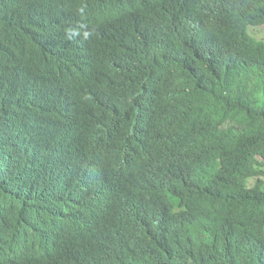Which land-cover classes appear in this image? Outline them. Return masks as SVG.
Wrapping results in <instances>:
<instances>
[{
	"label": "trees",
	"instance_id": "16d2710c",
	"mask_svg": "<svg viewBox=\"0 0 264 264\" xmlns=\"http://www.w3.org/2000/svg\"><path fill=\"white\" fill-rule=\"evenodd\" d=\"M262 25L264 0H0V264H264Z\"/></svg>",
	"mask_w": 264,
	"mask_h": 264
},
{
	"label": "rangeland",
	"instance_id": "374dc122",
	"mask_svg": "<svg viewBox=\"0 0 264 264\" xmlns=\"http://www.w3.org/2000/svg\"><path fill=\"white\" fill-rule=\"evenodd\" d=\"M249 33L258 40H263L264 41V26H259V27H250ZM264 179V176L262 177ZM255 182V179L249 180V185H252Z\"/></svg>",
	"mask_w": 264,
	"mask_h": 264
},
{
	"label": "clouds",
	"instance_id": "9594fccd",
	"mask_svg": "<svg viewBox=\"0 0 264 264\" xmlns=\"http://www.w3.org/2000/svg\"><path fill=\"white\" fill-rule=\"evenodd\" d=\"M165 24V23H164ZM262 26H264V25H262ZM248 32H249V30H248ZM250 34V33H249ZM260 41H263V40H260Z\"/></svg>",
	"mask_w": 264,
	"mask_h": 264
},
{
	"label": "bare ground",
	"instance_id": "6f19581e",
	"mask_svg": "<svg viewBox=\"0 0 264 264\" xmlns=\"http://www.w3.org/2000/svg\"><path fill=\"white\" fill-rule=\"evenodd\" d=\"M89 222H90V221H89ZM89 222H88V223H89Z\"/></svg>",
	"mask_w": 264,
	"mask_h": 264
}]
</instances>
